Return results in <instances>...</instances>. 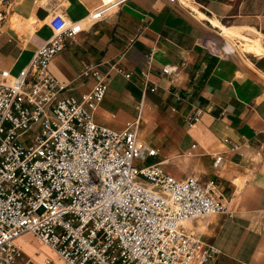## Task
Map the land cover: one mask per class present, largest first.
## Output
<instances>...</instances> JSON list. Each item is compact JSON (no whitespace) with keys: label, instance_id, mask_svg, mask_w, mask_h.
I'll use <instances>...</instances> for the list:
<instances>
[{"label":"crops","instance_id":"0c3cea01","mask_svg":"<svg viewBox=\"0 0 264 264\" xmlns=\"http://www.w3.org/2000/svg\"><path fill=\"white\" fill-rule=\"evenodd\" d=\"M193 1L203 18L180 3L127 0L104 19L85 24L49 71L67 85L63 95L80 98L94 84L83 71L97 65L108 87L94 122L115 131L137 122L139 139L157 150L153 163H162L176 179L213 180L225 208L187 230L220 251L217 264H264V55L246 63L227 50L221 36L224 26L264 36V0ZM99 3L0 0V75H17L54 35L48 24L54 13L79 22ZM12 16L32 19L33 32H15ZM149 57L145 88L141 72ZM165 66L175 74H163ZM196 109L200 120L189 126L187 117ZM16 243L22 250L18 264H67L31 233Z\"/></svg>","mask_w":264,"mask_h":264},{"label":"built area","instance_id":"2783aa9c","mask_svg":"<svg viewBox=\"0 0 264 264\" xmlns=\"http://www.w3.org/2000/svg\"><path fill=\"white\" fill-rule=\"evenodd\" d=\"M126 1L100 0L79 22L54 13V35L17 75H0V264H18L16 240L25 233L67 264H217L220 251L181 224L225 208L215 182L176 179L162 163L145 164L157 150L139 139L137 122L122 131L97 125L93 113L108 87L97 65L83 71L94 84L80 98L63 95L67 85L50 74L66 42ZM201 114L194 110L189 126Z\"/></svg>","mask_w":264,"mask_h":264},{"label":"rangeland","instance_id":"374dc122","mask_svg":"<svg viewBox=\"0 0 264 264\" xmlns=\"http://www.w3.org/2000/svg\"><path fill=\"white\" fill-rule=\"evenodd\" d=\"M42 1H45V0H42ZM56 1L59 4L62 0H56ZM192 7L194 8L196 6H192ZM32 23H33L32 19L25 21V20L20 19L17 16L11 17V28L17 33L27 32L28 34H31L34 30ZM223 24L227 25L226 23H223ZM238 31H240L242 34H237L234 30L227 34L226 33L222 34L220 30L218 32L221 33L222 39L225 40L228 47H230L234 52L241 55V57L243 58L244 61H246V63H249L247 58H249L250 60L252 55H255V56L264 55V36L258 33H252L245 28L238 29ZM257 37H261V42L258 40ZM151 163H153L152 158L147 159L145 161V164H151ZM202 221H203L202 219H197L192 222L190 221L185 226V228L188 229L189 231H194V228H193L194 224L197 223L201 225ZM33 264H37V262L34 261Z\"/></svg>","mask_w":264,"mask_h":264},{"label":"bare ground","instance_id":"6f19581e","mask_svg":"<svg viewBox=\"0 0 264 264\" xmlns=\"http://www.w3.org/2000/svg\"><path fill=\"white\" fill-rule=\"evenodd\" d=\"M191 6H196V7H198L197 6V4L193 1V2H191V3H188L187 5H186V7L189 9V11L191 12V13H194V14H196V15H198V16H200V17H202V15H200L199 13H197ZM203 18V17H202ZM244 29V28H243ZM248 30H253V29H248ZM223 31H224V33H230V32H232L233 31V28H230V27H223ZM254 31V30H253ZM257 33V32H256ZM256 35V34H255ZM258 38V40L261 42V37H257ZM227 50H230V49H228V46H227ZM189 223V221H183L181 224L185 227L187 224Z\"/></svg>","mask_w":264,"mask_h":264}]
</instances>
